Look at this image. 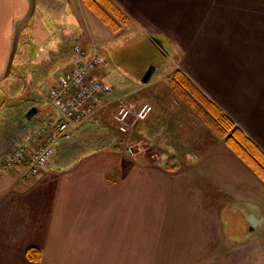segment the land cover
<instances>
[{
	"label": "crops",
	"instance_id": "obj_1",
	"mask_svg": "<svg viewBox=\"0 0 264 264\" xmlns=\"http://www.w3.org/2000/svg\"><path fill=\"white\" fill-rule=\"evenodd\" d=\"M111 1L128 21L115 32L83 0H0V264H111L108 254L127 220L119 217L121 211L133 209V219L145 221L146 208L155 207V218L166 219V207L185 208L195 200L210 201L211 206L187 215L194 221L196 252L202 245V251H209L210 264H264V236L257 237V244L247 239L264 229V204L244 187L245 174L263 190L264 180L171 87L172 70L183 69L264 151V0ZM49 19L56 24L52 30ZM103 22L111 35L93 31L98 27L104 32ZM152 31L180 44L186 38L204 44H195L166 71L165 93L155 87L136 88L145 69L115 77L107 68L116 69L115 60L124 58L102 51L109 62L101 76L109 77L117 92L134 90L129 103L135 109L153 101L151 115L131 124L136 139L132 155L109 109L116 108L112 104L101 110L102 122H87L71 140H62L37 176L24 175L23 167H4L30 133L59 120L47 90L76 63V44L89 54L98 43L127 38L130 45L135 43L130 48L144 51L142 62L152 63L161 47L169 56ZM30 40L35 41L33 53L26 43ZM187 60H195V65ZM132 61L128 57L123 63ZM28 106H37L39 112L28 118ZM194 117L204 125L199 136L190 126ZM177 143L184 148L178 149ZM178 180L182 185L174 183ZM215 193L226 196L225 208L216 209ZM253 215L258 219L255 227L248 220ZM151 219L152 215L150 223ZM227 225L235 230L225 232L222 227ZM186 227L185 221L179 224V238ZM183 242L179 240L178 251ZM30 246L41 249V261L28 259Z\"/></svg>",
	"mask_w": 264,
	"mask_h": 264
},
{
	"label": "rangeland",
	"instance_id": "obj_2",
	"mask_svg": "<svg viewBox=\"0 0 264 264\" xmlns=\"http://www.w3.org/2000/svg\"><path fill=\"white\" fill-rule=\"evenodd\" d=\"M52 22H53L52 19H49V21H47V25L50 30L54 29L56 25L55 24L53 26ZM100 24H101L100 25L101 28L103 30L105 29V31L103 32L98 27H93L94 28L93 31L95 32V34L99 35V33H101L100 35L102 34L103 35L105 34L108 36L111 35L110 34L111 30L109 29V27L104 22ZM59 28L57 29V31L59 30ZM152 32H154V34L158 36V40L163 44V47L169 52V56L165 54V51H163L164 55H160L157 59L154 60V63L157 65L155 66L156 67L155 71L153 72V75L150 78L149 82L144 84L142 83V81L137 80L135 82L137 84L136 88L148 86L147 88L148 91L149 90L151 91L155 87L157 89L163 90V92L165 93L166 86H169V79L167 78L169 76L165 75L166 71H168L173 65H175L176 62H178L177 60L183 59V56L185 54L184 52L187 53L189 49L194 48L196 43L192 42L191 39L186 38L183 41L184 43L180 44V43H177L176 38L171 39L166 34L164 35L160 31H157V33L156 31H152ZM90 38L89 40L91 41ZM49 41H52V40H49ZM200 41H198V43L196 44V47L198 48L204 44L202 42L199 43ZM34 42L30 40L26 43H28L31 46ZM45 42L47 43V40H45ZM130 43L131 42H129L127 38L117 37L116 39H110L105 44L98 43L99 47H96L97 50H101L109 54L112 53L113 55H115L116 58L117 56L124 58V59L117 58V60H115L118 64L115 67L116 69H114L115 65H112L111 67L109 66L107 68L108 71L109 69L110 70L112 69L111 73L112 74L114 73V75H117L120 73L119 74L120 78H122L126 74L128 75L130 71L132 72L133 75H137L139 73L138 71L142 69L147 70L149 66H151L152 64V63L142 62L143 56H140V54L141 52H144V51L140 50L141 47L136 48V51H135L133 48H130L135 43H133L132 45H130ZM138 44L140 45V42ZM34 48H35V45L34 46L32 45V47L30 48L32 53L35 50ZM137 50H140V51H137ZM91 53H93V51H91ZM134 54H137L138 57L136 58L135 56H133ZM190 54L192 55L193 52ZM128 57H132L134 61H132L131 64H124L123 63L124 60ZM186 63L194 66L195 60H187ZM146 70H144L143 73H141V77L146 72ZM172 72H175V71L172 70ZM115 77H118V75ZM107 78L109 79V77ZM110 78H111V75H110ZM155 78H159L161 80L158 82H153V84H150ZM48 92H49V89L47 90V95H48ZM114 92H115V96H114L115 99L113 98L111 99L110 105L115 104L116 108L115 107H112L113 109L111 107L109 108L113 111L112 112L113 115L115 111H117V108H118V104H117L118 102L116 101V98L120 95V96H123L126 101L131 102L133 101L132 98L134 96L135 91L133 90L125 94L124 92H119V91L117 92L114 87ZM166 95L167 94L161 96L160 94H158L157 96H160L162 100H165L167 98ZM149 100L147 101L150 103H153L152 100L150 101ZM30 107L28 106L29 109ZM105 109H102V110L105 111ZM103 111H100L99 115H97V118H96L100 122L104 120V118L102 120V117H101L102 116L101 113ZM198 118L199 117H194L193 122L190 124L193 130H197L196 131L198 132L197 136H199L202 133L200 130L204 129V125L201 123V119L200 118L198 119ZM96 119H93V120H96ZM132 122H133V119H132ZM190 126L188 127L189 129H190ZM131 131L132 129H130V131L127 133L125 132L123 133L125 134L124 138L126 139V146L128 144H131V147L133 149L135 145L134 143H136V139H134ZM177 145L178 143L176 144V146ZM179 148L183 149L184 146L182 144H179L178 149ZM217 152H218V148H217ZM222 154L223 152L221 149V155ZM226 156H227V153H226ZM229 159L230 158H228V160ZM174 163H177V161L172 160L171 164H174ZM238 175H239L238 178L240 177V180H242V176H244L243 172L240 171ZM245 177H246L245 179L246 183L244 184L245 189H249L248 193H250V195L253 194L255 200H259L262 204H264V190L262 188L260 189V187H257L253 180L248 179L250 183H247L249 182L247 180V174H245ZM174 183H180V185H182L181 183H183V181L178 180V182L174 181ZM176 186L178 189L179 185H176ZM214 198H216V202H215V206L217 207L216 209L225 208L223 207L224 206L223 204H225L226 196L224 197L222 194H216ZM195 201H198L199 203H195ZM195 201H193V203H191L190 205H184L185 208L180 207V206H172V205H170L169 207H166L167 214H168V218L166 219H163L160 217L158 219L155 218V215H154V211H156L155 207L146 208L148 209V216L145 221H144V217L143 219L142 218L133 219L134 211H135L133 209H127V210L124 209L123 211H121V214L119 215V217L120 218L125 217L127 220H123L119 227L120 229L119 233L121 234V239L120 240L116 239V241H114V245L116 246V248H114L113 251L108 254L109 255L108 262H110L111 264H196V260H200V262H207V264H210L211 258L208 255L209 251H207V253L205 252V250L202 251V245H200L196 252V245H195V242L193 241L194 231L192 230V223L194 221L192 222V219L189 221V218L187 216L188 214H191V215L194 214V210H202L205 208L210 209L211 207L210 201H207V200H205L204 202L200 200H195ZM152 210H153V214H152ZM125 211L130 212L129 217L126 216ZM151 215H152V219H151L152 222L150 223V220L148 219L150 218ZM182 221H185V223H187V227L185 228V233L183 234V236L179 238L180 232L178 231V226L179 224L182 225ZM222 223H224V221H222ZM213 224L214 223L212 220L210 223V226L213 227ZM180 229L182 230L181 227ZM222 229L225 232H230V230L232 229L235 230V228L231 229L230 227H228V225L226 227L225 226L222 227ZM116 233L117 232H115V234ZM249 236L250 237L249 238L247 237V239L251 240L252 244H257L259 239H261V237L264 236V229L261 228L258 231L251 233ZM180 239L184 240L185 242H183L180 247L182 250L178 251ZM223 243L224 244H222V248L225 247V244H227V241L226 242L224 241ZM55 248H58V247L55 246ZM218 253L222 254L221 248H219Z\"/></svg>",
	"mask_w": 264,
	"mask_h": 264
},
{
	"label": "built area",
	"instance_id": "obj_3",
	"mask_svg": "<svg viewBox=\"0 0 264 264\" xmlns=\"http://www.w3.org/2000/svg\"><path fill=\"white\" fill-rule=\"evenodd\" d=\"M76 63L59 76L57 84L49 89L50 101L59 120L54 126H40L30 133L5 160L4 167H23L24 175H38L56 155L62 140H71L80 127L97 118L99 112L115 99L114 87L100 74L108 64L107 57L93 51L87 53L83 47L75 45ZM118 102L114 119L119 130L129 132L132 119L143 121L152 111L153 104L145 101L134 108L123 96ZM127 151L132 155L131 144Z\"/></svg>",
	"mask_w": 264,
	"mask_h": 264
},
{
	"label": "trees",
	"instance_id": "obj_4",
	"mask_svg": "<svg viewBox=\"0 0 264 264\" xmlns=\"http://www.w3.org/2000/svg\"><path fill=\"white\" fill-rule=\"evenodd\" d=\"M83 1L114 32L127 25V17L111 0ZM159 51L161 55H164L161 49ZM99 52L103 54L101 50ZM171 87L176 95L203 119L208 128L215 131L218 135L225 137L227 145L243 158L259 177L264 180V151L239 126H236V123L222 110L220 105L216 101L211 100L197 86L193 78L187 75L181 68H177L173 73ZM119 132L123 133L121 130ZM27 256L29 260L39 262L42 258V251L38 247L30 246L27 250Z\"/></svg>",
	"mask_w": 264,
	"mask_h": 264
},
{
	"label": "water",
	"instance_id": "obj_5",
	"mask_svg": "<svg viewBox=\"0 0 264 264\" xmlns=\"http://www.w3.org/2000/svg\"><path fill=\"white\" fill-rule=\"evenodd\" d=\"M154 71H155V67L149 66V68L146 70V72L141 77L142 83L146 84L147 82H149V80L152 77ZM37 112H38V107L37 106L36 107L33 106V107H30V109L27 111L26 115H27L28 118H31L34 115H36ZM248 220L251 223L252 227H255L257 225V223H258V219L254 215L250 216L248 218Z\"/></svg>",
	"mask_w": 264,
	"mask_h": 264
},
{
	"label": "flooded vegetation",
	"instance_id": "obj_6",
	"mask_svg": "<svg viewBox=\"0 0 264 264\" xmlns=\"http://www.w3.org/2000/svg\"><path fill=\"white\" fill-rule=\"evenodd\" d=\"M160 46V45H159ZM161 47V46H160ZM161 51H162V53H163V49H162V47H161ZM156 55V57L158 58L159 57V55H157V54H155ZM157 64H155L154 62H152V64H151V67L153 66H156ZM156 68V67H155ZM146 70V69H145Z\"/></svg>",
	"mask_w": 264,
	"mask_h": 264
}]
</instances>
